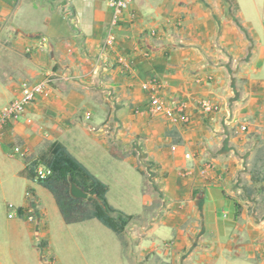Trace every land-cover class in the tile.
<instances>
[{"label": "crops", "instance_id": "crops-1", "mask_svg": "<svg viewBox=\"0 0 264 264\" xmlns=\"http://www.w3.org/2000/svg\"><path fill=\"white\" fill-rule=\"evenodd\" d=\"M109 1L0 0V110L23 81L54 78L4 126L0 150L27 180L28 162L55 142L106 183L118 162L139 169L152 219L134 218L120 238L137 244L131 264H264L263 10L256 0H246L248 15L239 0H133L108 66L100 54ZM123 55L134 60L130 72L116 63ZM152 79L170 105H186L188 124L150 111ZM205 98L220 110L206 114ZM36 224L27 223L40 233ZM158 226L173 235L144 244Z\"/></svg>", "mask_w": 264, "mask_h": 264}, {"label": "rangeland", "instance_id": "rangeland-1", "mask_svg": "<svg viewBox=\"0 0 264 264\" xmlns=\"http://www.w3.org/2000/svg\"><path fill=\"white\" fill-rule=\"evenodd\" d=\"M239 2L245 14H251L246 0ZM256 3L264 12V0H256ZM18 164L17 158L0 150V264H131L129 253L133 261L136 259L132 251L137 249V244L123 247L120 237L99 220L66 224L52 193L37 181L19 175ZM106 179L109 203L133 215V225L148 222L151 214L145 199L150 190L142 172L133 164L118 162L114 173ZM27 191H31L38 202L40 218L38 222L36 215L35 223L40 233L31 231L27 225L30 221L18 215L20 207L31 204ZM225 201L226 209L233 215L235 205L228 199ZM10 204L14 208L10 209ZM10 213L16 214L15 217L10 218ZM144 216L147 219L143 221ZM44 230L47 236H43ZM172 235L167 226H158L154 237L144 238V244H151L153 239L166 241Z\"/></svg>", "mask_w": 264, "mask_h": 264}, {"label": "trees", "instance_id": "trees-1", "mask_svg": "<svg viewBox=\"0 0 264 264\" xmlns=\"http://www.w3.org/2000/svg\"><path fill=\"white\" fill-rule=\"evenodd\" d=\"M39 165L50 168L51 175L36 180V169ZM24 172L30 180L37 181L39 185L52 193L66 224L97 219L123 238L127 226L134 219L133 215H128L109 203L107 198L109 186L94 175L60 142L53 143L46 155L29 161ZM70 178L89 193L87 199H77L71 195ZM22 209L23 207L19 208L20 213ZM43 245L47 244L43 243Z\"/></svg>", "mask_w": 264, "mask_h": 264}, {"label": "built area", "instance_id": "built-area-1", "mask_svg": "<svg viewBox=\"0 0 264 264\" xmlns=\"http://www.w3.org/2000/svg\"><path fill=\"white\" fill-rule=\"evenodd\" d=\"M133 0H110L108 5L112 9V16L107 27V35L101 48L100 59L105 61V65H110V49L115 46L117 42V30L120 26L123 13L129 8ZM153 34L156 33L154 30ZM46 38H42V42H46ZM116 63L122 70L130 72L134 65V60L130 56H119L116 59ZM54 78L52 74L46 75L42 80L37 82L23 81L21 84V94L5 105L0 110V132L4 126L11 120L19 119L22 117L30 104H32L38 96L47 95L50 93L53 87ZM161 85L156 79H152L147 85L149 91V103L150 111L152 113H165L169 115L173 122L180 121L182 124H188L190 122V116L186 111V105L177 104L176 106L170 105L160 94ZM202 110L206 113L217 112L220 110V105L214 102L210 98H205L201 101ZM243 131L247 130V125L241 127ZM25 150L20 146L13 147V154H25ZM214 167L212 163H209L207 168ZM206 170H201V174H205ZM51 169L45 165H39L36 169V180L44 179L51 175ZM29 197H34L31 191L26 193ZM9 208H14V205L10 204ZM38 202L33 201L28 208L23 207L22 212L18 210V215L28 219L30 222L36 221V215H38ZM16 214L10 213L9 217L14 218Z\"/></svg>", "mask_w": 264, "mask_h": 264}, {"label": "water", "instance_id": "water-1", "mask_svg": "<svg viewBox=\"0 0 264 264\" xmlns=\"http://www.w3.org/2000/svg\"><path fill=\"white\" fill-rule=\"evenodd\" d=\"M70 193L74 198L77 199H87L89 193L85 191L76 181L70 178Z\"/></svg>", "mask_w": 264, "mask_h": 264}]
</instances>
